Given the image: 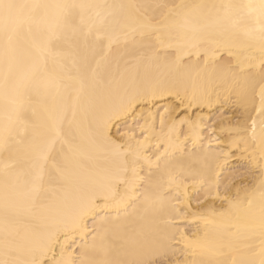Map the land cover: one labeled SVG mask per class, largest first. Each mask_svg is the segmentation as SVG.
Segmentation results:
<instances>
[{
    "label": "snow or ice",
    "instance_id": "6c2138e0",
    "mask_svg": "<svg viewBox=\"0 0 264 264\" xmlns=\"http://www.w3.org/2000/svg\"><path fill=\"white\" fill-rule=\"evenodd\" d=\"M124 7L0 0V155L9 152L17 125L37 117V111L32 107L33 87L30 85L38 86L43 82L47 90L54 88L59 97V102L51 107L43 106L40 122L33 126V154L28 161L27 171L23 173L26 188L23 195L31 200L34 207H39L42 215V225L33 230L31 239L21 236L18 231H11L7 226L8 202L13 196L19 195L16 185L10 182L17 163L10 159L0 161V173L4 176L5 216L3 239L0 240V264H50L57 248L60 249L61 259L55 260V264H117L108 257L103 246L106 232L102 233L101 229L110 223L108 210L116 211L117 216L111 221L115 223L119 220V213L139 199V196L135 200L126 199L127 193L137 190L145 180L150 183L154 181L152 186L159 190L164 183L172 186L189 179L197 183L199 190L205 193L203 199H200L197 191L196 209L191 210L190 214L202 218L208 228L218 218H231L234 213H243V217L237 215L236 219H243L246 224L251 223L259 229L262 238L259 264H264V177L252 187L249 178L254 169L242 164L239 165L241 171L226 177L229 152L222 153L225 158L223 163L214 166L213 161L221 160V153L212 149L211 141L203 155L194 147L188 150L187 156L181 154L177 157L174 151H170L173 148L171 138L175 124L165 133L163 114L159 130L154 114L151 119L145 117L139 131L134 127L121 129L122 124L128 123L129 117L132 118V125L138 123L145 109L154 102L153 97L164 91V83L175 87L189 79L196 70L195 65H185L177 57L174 61L162 62L165 72L164 81L160 85L154 86L151 83L152 76L139 71L131 76L111 73L105 79L99 69L114 43L110 33L117 28L123 30L127 25L118 14L107 12L102 15L100 10ZM156 7L163 9L168 5L160 4ZM210 7L216 10V22L224 26L225 32L233 36L242 35L247 40H258L260 54L264 57V0H228ZM77 10L80 15L79 24L76 23ZM88 10H96L95 16L99 17V21L88 25L87 32L83 33L84 13ZM106 21L108 27L104 29ZM155 30L147 22L140 23L137 28L125 32L124 38L135 40L136 32L139 31L141 40H145ZM25 31L34 33L35 39L26 49L30 63L22 68L18 49L20 36ZM93 31L96 32L95 41L89 45L88 37L92 36ZM78 33L86 37L80 49L81 61L79 64L74 61L76 74H69L68 82L65 83L61 75L65 65L61 62L58 48L61 41L68 42ZM105 39L108 40L107 46L104 45ZM180 41L176 45L178 49H200L206 43L216 42L212 35L195 27L185 28ZM159 60L157 52L150 62ZM261 68H264V59L261 60ZM230 69L231 66L225 71ZM249 80L251 84L246 81L243 85L236 81L224 96V102L230 103L235 95L236 107L232 109L233 117L229 119L228 126L220 129L221 133H226L225 138L218 140L216 146L218 149L226 145L239 148L244 144L246 150L250 144H258L259 158L264 159V71L260 72L258 78L259 105L256 104L255 92L257 78L253 76ZM217 87L211 82L201 85L198 91L194 90L192 101L210 107L213 95H216L217 101L222 95L216 90ZM203 122L202 116L193 120L191 115L180 120L181 125L188 123L193 132ZM73 126L79 129V136L73 134ZM199 139L203 147V138ZM151 140L157 141L154 149L149 147ZM95 149H104L119 163L96 172L87 171ZM146 152L150 154L145 155ZM253 160L256 161L255 166L264 172V164H259L255 156ZM145 165L148 166V174L140 177L139 172L143 171ZM54 176L59 183L57 191L63 194L44 200L41 197L46 191V177L47 183L51 184ZM121 187L125 195H120ZM163 195L166 193L158 192L155 199L159 200ZM209 198L211 205L208 204ZM101 213L104 215L101 216ZM89 220L92 221L91 229L87 227ZM234 226L237 225H228L224 232L231 233ZM77 234L84 238L91 235L92 244L89 245L85 239L79 261L74 254L64 258L68 238ZM171 239L164 233L137 236L131 249L133 259L126 264H172L169 257L175 253L177 245ZM72 243L75 244L74 239ZM225 246L228 245L217 246L208 239L206 233L203 241H197L195 245L192 242L186 243L185 252L189 247H193L195 252L198 247L203 253L218 256L223 254ZM24 251H27L28 257L22 259L21 253ZM49 253L51 257L45 259ZM247 264L256 262L249 261Z\"/></svg>",
    "mask_w": 264,
    "mask_h": 264
},
{
    "label": "bare ground",
    "instance_id": "6f19581e",
    "mask_svg": "<svg viewBox=\"0 0 264 264\" xmlns=\"http://www.w3.org/2000/svg\"><path fill=\"white\" fill-rule=\"evenodd\" d=\"M23 2V0H22ZM27 2L40 3H68V4H105V5H124V8L103 9L100 10L102 15L107 12H113L120 16L122 22L127 27L123 30L117 28L111 31L114 43L111 46L107 59L99 69L105 79L109 78L111 73L116 75L124 74L127 76L134 75L136 72L149 73L152 76L151 83L156 86L164 81L165 69L162 67L164 60L174 61L179 57L185 65H195L196 70L191 73V77L185 82L172 87L170 84L164 83V91L162 94L158 92L151 106L145 109L144 116L139 117L138 123L132 125V118H128L127 124H122L121 129L134 127L136 131L140 130V125L144 123L145 117L151 119L154 114L156 119L157 130L160 128L162 119L165 120L164 132L175 124V131L172 134L173 148L177 157L181 154L187 156L188 150L197 149L199 154L203 155L205 149L209 146L213 150L221 153L220 161H213L215 166L217 163H223L224 157L222 153L229 152L227 157L226 177H231L234 173L241 171L239 165L252 167L254 169L250 179V185L255 187L259 180L264 177V172L255 166L257 158L259 164H264V159H260V148L258 144H250L245 150V145L241 144L239 148H231L226 145L222 149H218L216 144L218 140H223L226 133H221L222 127L228 126V121L233 114L227 115L226 111L236 107V96L233 95L232 102L225 103L224 96L228 94V89L233 86L236 81L241 85L245 84L250 77L255 76L257 82L255 84V92L257 93L256 104L259 105V74L264 71L261 68V60L264 57L260 54L258 40L252 41L241 36H233L230 32H225L224 26L216 22V10L211 5L228 2V0H27ZM236 2V0H233ZM165 4L168 7L160 9L157 5ZM131 6V7H129ZM205 6V7H200ZM96 10H88L84 13L85 26L83 33L88 30V25L94 21L98 22L99 17L95 16ZM111 20V17L108 18ZM147 22L155 29L151 36L145 40H141L139 31L136 32L135 40L129 38L125 40L124 33L129 32L132 28H137L140 23ZM76 23H80L79 10H77ZM108 22H105L104 29H107ZM195 27L202 30L207 35L215 38V43H206L200 49L191 47L177 48L176 45L181 43L180 37L185 28ZM102 29V31L104 30ZM78 33L70 41H61L58 48L61 53V62L65 65V70L61 75L64 82H68V75H75L74 61L79 64L82 53L80 51L84 46L85 35ZM96 32L93 31L91 37H88L89 45L95 41ZM35 35L25 31L20 36L18 54L20 56L21 67L26 68L30 63L26 55ZM79 45V47H77ZM104 45H108V40H104ZM150 45V47H148ZM159 53L160 60L150 62L155 53ZM207 61V64H205ZM231 66L230 71H225ZM218 86L217 91L221 92L219 101L214 94L213 103L209 107L207 104H197L192 101L194 90L198 91L201 85ZM33 87L32 107L37 111V117H32L29 121L19 124L16 127L14 138L11 141L8 153L0 155V161L10 159L17 163V167L13 170L10 182L16 185V192L19 195L13 196L8 202L9 214L7 226L21 236L31 239L33 230L42 225V215L38 206L34 207L29 198L23 195L26 188L23 183V173L27 171L28 161L33 154V126L39 124V116L42 114L43 106L51 107L54 103L59 102V97L55 94V89L47 90L43 82ZM183 101V103H181ZM2 103V101H0ZM165 109H171L165 111ZM159 110V111H157ZM139 109L137 112L139 113ZM31 113V108L29 109ZM231 112V111H229ZM191 115L195 120L197 116L203 117V123L193 132L188 123L180 124V120ZM71 118V113H69ZM223 120V124L221 121ZM235 121L233 120V123ZM67 126V122H66ZM211 130V131H210ZM73 134L79 136L80 131L75 126L72 128ZM86 132V130H85ZM113 132L115 129L113 128ZM214 133V134H213ZM203 138V147L200 145V139ZM144 139V137H138ZM157 144L156 140L149 142V147L154 149ZM187 145L185 148L184 145ZM58 147V146H57ZM231 148V151H230ZM146 152L145 155H149ZM155 161V156L152 157ZM119 161L104 149H95L92 152V159L88 162L87 171L96 172L105 167H114ZM155 165H153L154 167ZM148 174V166L145 165L143 171L139 172L140 177ZM3 181L4 176L0 173V240L3 239V230L5 227L4 201H3ZM149 181L141 182V186L135 191H129L125 196L126 199H134L139 196L135 203L129 205L126 210L119 213V220L111 223L113 218L117 216L115 210L109 209L110 223L101 229L102 233L106 232L103 246L107 251L108 257L117 264L133 259L131 249L137 236L151 235L153 233H164L171 237V242L177 245V250L170 255L169 259L172 264H247L249 261H255L259 264L260 251L262 247V238L259 229L251 223H247L241 219L237 221L236 216L243 217V213H234L231 218H218L214 224L208 228L204 225V220L200 217L190 214L191 210L196 209L197 191L199 185L193 180H184L178 184L169 186L163 184L162 189H155ZM59 183L56 177H53L51 184L45 183V193L42 199L50 200L63 193L57 191ZM166 193L159 200L155 197L158 192ZM204 191L199 190V198L203 199ZM243 195V193H241ZM120 195H125L123 187L120 189ZM119 199V196H118ZM154 201V202H153ZM219 202H217L218 204ZM211 205V198H209ZM121 207H123L121 205ZM208 206H206L207 208ZM219 211V208H217ZM104 213H101L103 216ZM99 219V217L97 218ZM228 225H237L232 227L231 233L224 232ZM87 227L91 229L92 221L87 222ZM208 239L217 246L224 244L223 254L218 256H210L203 253L200 248L189 247L185 252V244L192 242L193 245L197 241H203L205 234ZM63 239V238H62ZM75 240V244L72 240ZM85 239L88 244H92V236L84 238L77 234L75 237H69L68 246L64 250V258L75 255L77 261L81 259L82 245ZM99 243V241H98ZM91 256V253L89 254ZM28 253H21V258H27ZM51 257L49 253L48 259ZM60 249L57 248L55 258L50 260V264H55V260H60Z\"/></svg>",
    "mask_w": 264,
    "mask_h": 264
},
{
    "label": "rangeland",
    "instance_id": "374dc122",
    "mask_svg": "<svg viewBox=\"0 0 264 264\" xmlns=\"http://www.w3.org/2000/svg\"><path fill=\"white\" fill-rule=\"evenodd\" d=\"M232 109H233V108H232ZM229 111H231V112H229ZM229 111H226V110H225V113H226L227 115H229V114H230V115L233 114V111L231 110V108L229 109ZM228 113H229V114H228Z\"/></svg>",
    "mask_w": 264,
    "mask_h": 264
}]
</instances>
